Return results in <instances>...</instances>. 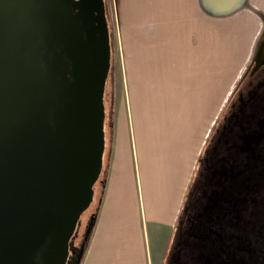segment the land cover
<instances>
[{"label":"crops","instance_id":"0c3cea01","mask_svg":"<svg viewBox=\"0 0 264 264\" xmlns=\"http://www.w3.org/2000/svg\"><path fill=\"white\" fill-rule=\"evenodd\" d=\"M114 1L118 90L79 264H163L184 208L219 175L233 98L264 41V0Z\"/></svg>","mask_w":264,"mask_h":264},{"label":"flooded vegetation","instance_id":"af4514ba","mask_svg":"<svg viewBox=\"0 0 264 264\" xmlns=\"http://www.w3.org/2000/svg\"><path fill=\"white\" fill-rule=\"evenodd\" d=\"M47 1L0 0L4 24L17 46L16 74L22 87L18 122L25 157L36 174L31 188L36 193L35 211L41 214L37 244L27 251L5 253L1 264H42L55 235L54 200L59 190L52 135L63 125L66 111L76 103L74 59L65 45L71 44L72 37L76 36L81 45L76 50L78 58L88 60L86 70L91 86H95V75H105L108 123L115 79L106 0H57L65 13L61 20L66 30L48 12ZM55 2L51 0L50 4ZM66 22L72 25L67 26ZM105 35L109 41L107 68L105 57L98 55ZM251 75L226 120V145L220 167L215 168L219 175L214 179L213 172V177L200 184V190L191 197L163 264H264V258L258 257V253L264 254V64ZM85 142L90 143L91 139L86 137ZM91 223L92 215L76 245L70 239L66 264H76Z\"/></svg>","mask_w":264,"mask_h":264},{"label":"water","instance_id":"95a60500","mask_svg":"<svg viewBox=\"0 0 264 264\" xmlns=\"http://www.w3.org/2000/svg\"><path fill=\"white\" fill-rule=\"evenodd\" d=\"M50 1H47L48 12L55 17L57 25L65 29L61 20L65 13L58 7L57 0L54 4ZM102 22L104 26L103 18ZM66 25L72 23L66 22ZM262 41L254 55L257 58L253 71L264 64ZM65 45L74 59L73 97L76 103L66 111L63 125L52 135L57 153L55 175L59 193L54 200L56 231L48 248V257L42 264H66L70 239L74 245L78 243L92 215L94 192L101 177L102 154L108 140L105 75H95V86L92 87L86 70L88 60L81 57L80 60L76 53L78 48L81 49L78 38L72 37L71 44ZM108 49L109 41L105 35L98 51L99 56L105 57V68ZM16 52L17 46L9 36L0 7V264L5 253L19 249L27 251L36 245L41 226V214L35 211L36 193L31 190L36 174L34 166L29 165L25 157L26 148L18 122L22 87L16 74ZM86 137L91 139L90 143L85 142ZM90 229L88 227L87 231ZM82 246L76 264L82 257Z\"/></svg>","mask_w":264,"mask_h":264},{"label":"rangeland","instance_id":"374dc122","mask_svg":"<svg viewBox=\"0 0 264 264\" xmlns=\"http://www.w3.org/2000/svg\"><path fill=\"white\" fill-rule=\"evenodd\" d=\"M106 9H107V16H108V25H109V30H110V38H111L110 40H111V45H112V69H113L114 79H116L117 77L119 78V75H117V73H119L118 69H119V63H120V23H119V18H118V10L116 9V6H115V1L114 0H106ZM263 38H264V36H263ZM256 58L253 59V62L250 64V66H249L248 70L246 71V73L244 74L242 80H240V83H239L238 88H237V89H240L239 92L243 91L245 89V84L249 81V79H252L251 74L253 72H255V71H253V67H254V64L256 62ZM117 82L118 81L115 80V82L112 86V89L110 91V95L113 92H117V90H118L116 87L118 84ZM237 95H238V92L235 94V96L233 98L231 110L233 109L234 105L236 104ZM221 153L223 154V151ZM96 194H97V190H95V196H96ZM94 205H95V200H94ZM93 213H94V210H93ZM256 220H260V222H262L261 217H257ZM91 229H92V227H91ZM91 229H90V231H91ZM89 236H90V232H89ZM84 250H83V252H84ZM258 257L260 259H262V258H264V254L258 253Z\"/></svg>","mask_w":264,"mask_h":264},{"label":"trees","instance_id":"16d2710c","mask_svg":"<svg viewBox=\"0 0 264 264\" xmlns=\"http://www.w3.org/2000/svg\"><path fill=\"white\" fill-rule=\"evenodd\" d=\"M94 219H95V212L92 214V223H91L92 226H93V223H94ZM88 238H89V235H88ZM86 243H87V241H86ZM86 243L84 244V249H85Z\"/></svg>","mask_w":264,"mask_h":264}]
</instances>
